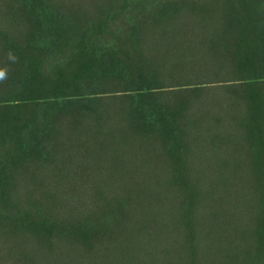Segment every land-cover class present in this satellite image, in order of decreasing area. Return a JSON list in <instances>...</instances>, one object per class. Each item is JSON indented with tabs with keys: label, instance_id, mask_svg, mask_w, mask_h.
I'll use <instances>...</instances> for the list:
<instances>
[{
	"label": "trees",
	"instance_id": "trees-1",
	"mask_svg": "<svg viewBox=\"0 0 264 264\" xmlns=\"http://www.w3.org/2000/svg\"><path fill=\"white\" fill-rule=\"evenodd\" d=\"M0 264H264V0H0Z\"/></svg>",
	"mask_w": 264,
	"mask_h": 264
}]
</instances>
